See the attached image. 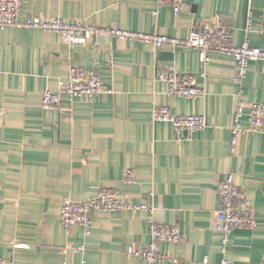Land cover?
<instances>
[{
	"label": "crops",
	"instance_id": "crops-1",
	"mask_svg": "<svg viewBox=\"0 0 264 264\" xmlns=\"http://www.w3.org/2000/svg\"><path fill=\"white\" fill-rule=\"evenodd\" d=\"M17 25L0 31V258L11 264H144L127 254L150 242L149 221L176 225L178 244L163 243L156 264H264V132L242 135L229 154L239 103L247 128L251 104L264 106V62H250L240 86L231 56L193 49H155L106 33L66 43L24 26L34 17L115 27L185 39L192 28L230 30L234 46L264 50V0H183L177 14L153 0H20ZM71 67L95 72L110 92L70 99L43 110L45 91L60 93ZM192 75L203 96L168 95L158 73ZM203 115L207 127L177 138L152 110ZM132 170L136 182L125 186ZM231 176L254 212L252 230H234L222 246L215 230L218 188ZM104 188L150 211H91L85 236L59 219L64 200L86 202ZM236 206H240L236 203ZM82 248L80 252H75Z\"/></svg>",
	"mask_w": 264,
	"mask_h": 264
},
{
	"label": "built area",
	"instance_id": "built-area-1",
	"mask_svg": "<svg viewBox=\"0 0 264 264\" xmlns=\"http://www.w3.org/2000/svg\"><path fill=\"white\" fill-rule=\"evenodd\" d=\"M153 1H155L158 8L170 7L175 14L179 12L183 5V0ZM20 7V0H0V31L17 25ZM24 26L44 32L57 33L66 43H72L79 38L87 39L89 37H93L94 41L97 42L99 35L106 33L118 40L141 42L151 45L155 49H193L199 53L204 64L208 63V55L211 53L228 55L235 61L236 74L233 78V84L236 86H240L245 79L250 62H264V50L252 48L247 43L234 46L231 42L230 30L226 27H220L214 31L192 28L187 38L181 40L134 33L115 27L89 28L80 22L69 23L57 18L34 17L28 19ZM262 35L264 36V27ZM158 80L167 85L169 96L184 99H196L203 96V90L196 85L195 78L192 75L164 70L158 73ZM59 89L60 93L57 94L49 91H45L42 94L41 108L43 110L56 108L59 105L61 94L73 100L75 98H93L110 92L95 72L75 67L69 69L68 77L64 82H59ZM243 108L244 105L240 102L232 118L229 142L230 155L235 153L237 139L240 136L264 132V106L258 103L249 106L247 128H243L240 125ZM152 120L170 124L177 138L203 131L207 127L205 116H176L171 114L166 106L154 108L152 110ZM122 182L125 186L134 185L136 182L134 172L129 169L125 170L122 174ZM218 195L221 206L215 213L214 226L215 230L222 234V246H224L234 230H252L256 226V221L254 212L245 203L241 189L234 185L231 176L226 177L220 183ZM236 203H239L240 206H236ZM127 210L132 213L150 211L145 205L128 203L127 196L119 190L104 188L86 202L73 203L69 200H64L60 208L59 219L65 229L77 225L82 228L83 234L86 236L92 224L91 211L121 213ZM148 230L150 242L137 248L130 246L127 254L142 259L144 264H156L166 258L160 251L161 244H178L181 241V234L176 225L158 224L154 221H149ZM81 250L82 248H78L75 252L78 253ZM0 264L11 263L0 258ZM218 264H231V262L223 259Z\"/></svg>",
	"mask_w": 264,
	"mask_h": 264
}]
</instances>
